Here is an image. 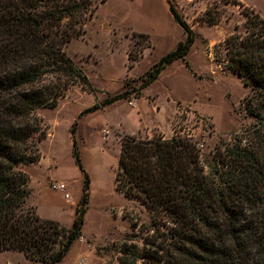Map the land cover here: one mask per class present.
Here are the masks:
<instances>
[{
    "label": "trees",
    "instance_id": "16d2710c",
    "mask_svg": "<svg viewBox=\"0 0 264 264\" xmlns=\"http://www.w3.org/2000/svg\"><path fill=\"white\" fill-rule=\"evenodd\" d=\"M166 1L186 37L146 73L144 87L185 60L196 41L174 1ZM105 2L0 0V252L58 264L83 237L91 181L77 149V123L70 129L73 156L85 183L72 227L28 207L32 190L23 167L42 158L39 145L47 133L38 111L56 108L74 87L96 91L67 47L85 34ZM243 15L244 32L226 38L223 47L228 68L249 90L244 104L254 123L246 135L221 142L208 165L187 136L122 137L116 190L145 207L151 223L139 230L147 234L139 237L143 249L137 253L125 245L120 264H252L253 249L262 259L256 264H264V17L250 9ZM126 96H113L82 114Z\"/></svg>",
    "mask_w": 264,
    "mask_h": 264
},
{
    "label": "rangeland",
    "instance_id": "374dc122",
    "mask_svg": "<svg viewBox=\"0 0 264 264\" xmlns=\"http://www.w3.org/2000/svg\"><path fill=\"white\" fill-rule=\"evenodd\" d=\"M173 1L196 36L185 60H177L144 87L146 73L185 39V32L171 16L166 0H106L87 22L85 34L67 47L96 91L74 87L56 108L38 111L47 138L39 145L41 161L23 167L32 190L28 207L42 218L72 227L85 183L73 156L70 129L75 122L77 149L91 181L83 237L64 264H82V260L93 264L95 253L106 264H120L125 245L137 253L144 247L139 237L147 234L139 230L150 226L151 214L115 186L123 136L140 130L135 135L145 139L155 135L170 139L179 125L182 135H192L203 144L197 149L208 165L221 142L246 135L254 123L244 104L249 90L228 68L223 43L234 33L244 32L246 9L264 17V0H236L244 7L231 0ZM125 92L127 98L82 114ZM54 184H65L66 189L55 190ZM133 224L138 227L133 229ZM250 257L252 264L262 260L255 249ZM0 264L45 263L6 251L0 252Z\"/></svg>",
    "mask_w": 264,
    "mask_h": 264
},
{
    "label": "built area",
    "instance_id": "2783aa9c",
    "mask_svg": "<svg viewBox=\"0 0 264 264\" xmlns=\"http://www.w3.org/2000/svg\"><path fill=\"white\" fill-rule=\"evenodd\" d=\"M130 105L135 106L133 102H130ZM174 136H176V137L187 136V137L191 138L195 142V144H196L198 149L203 148V144L201 142H199L197 140V138H194L192 135H189V134L182 135L179 125H176V127H175ZM52 188L55 189V190H59V191L63 192L66 189V186H65V184H54L52 186Z\"/></svg>",
    "mask_w": 264,
    "mask_h": 264
},
{
    "label": "crops",
    "instance_id": "0c3cea01",
    "mask_svg": "<svg viewBox=\"0 0 264 264\" xmlns=\"http://www.w3.org/2000/svg\"><path fill=\"white\" fill-rule=\"evenodd\" d=\"M100 8V7H99ZM99 10V9H98ZM170 12V11H169ZM171 14V13H170ZM172 16V15H171ZM138 112H140V109L137 111V113ZM138 114H140V113H138ZM142 123H145V121L144 120H142ZM140 128H141V126H139ZM140 132V130H138V131H136V132H133V133H131L130 135H135V134H137V133H139ZM71 251V250H70ZM70 253V252H69ZM69 253L67 254V256L64 258V260L62 261V262H60V263H58V264H64L65 263V261H66V259H67V257H68V255H69ZM23 254V253H22ZM24 255V254H23ZM94 256H97L95 259H94V262H93V264H106L105 263V259L104 258H102V257H100V256H98V255H96V253L94 254ZM26 258V257H25ZM27 259V258H26ZM82 264H88V263H86V262H83V260H82Z\"/></svg>",
    "mask_w": 264,
    "mask_h": 264
}]
</instances>
